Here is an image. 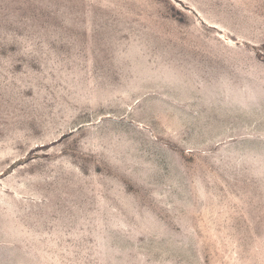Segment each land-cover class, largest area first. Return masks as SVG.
I'll return each instance as SVG.
<instances>
[{"label": "rangeland", "instance_id": "374dc122", "mask_svg": "<svg viewBox=\"0 0 264 264\" xmlns=\"http://www.w3.org/2000/svg\"><path fill=\"white\" fill-rule=\"evenodd\" d=\"M0 264H264V0H0Z\"/></svg>", "mask_w": 264, "mask_h": 264}]
</instances>
